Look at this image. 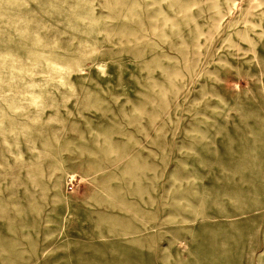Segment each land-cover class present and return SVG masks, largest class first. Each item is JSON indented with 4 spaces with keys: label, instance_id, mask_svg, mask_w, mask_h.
<instances>
[{
    "label": "rangeland",
    "instance_id": "obj_1",
    "mask_svg": "<svg viewBox=\"0 0 264 264\" xmlns=\"http://www.w3.org/2000/svg\"><path fill=\"white\" fill-rule=\"evenodd\" d=\"M0 264H264V0H0Z\"/></svg>",
    "mask_w": 264,
    "mask_h": 264
},
{
    "label": "built area",
    "instance_id": "obj_2",
    "mask_svg": "<svg viewBox=\"0 0 264 264\" xmlns=\"http://www.w3.org/2000/svg\"><path fill=\"white\" fill-rule=\"evenodd\" d=\"M70 190H72V186L70 187Z\"/></svg>",
    "mask_w": 264,
    "mask_h": 264
}]
</instances>
